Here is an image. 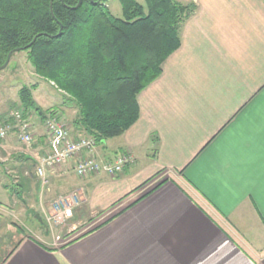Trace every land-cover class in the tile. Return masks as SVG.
Here are the masks:
<instances>
[{
  "label": "crops",
  "instance_id": "0c3cea01",
  "mask_svg": "<svg viewBox=\"0 0 264 264\" xmlns=\"http://www.w3.org/2000/svg\"><path fill=\"white\" fill-rule=\"evenodd\" d=\"M180 1L195 11L138 94L139 118L96 145L102 158L134 155L118 176L80 177L75 158L37 175L50 145L34 111L31 145L16 127L0 139V264H264V0ZM61 106L72 134L88 135L76 105ZM8 180L26 182V198L8 194ZM76 189L77 224L128 202L71 242L36 231L27 211L47 224L52 202Z\"/></svg>",
  "mask_w": 264,
  "mask_h": 264
},
{
  "label": "trees",
  "instance_id": "16d2710c",
  "mask_svg": "<svg viewBox=\"0 0 264 264\" xmlns=\"http://www.w3.org/2000/svg\"><path fill=\"white\" fill-rule=\"evenodd\" d=\"M106 1L0 0V66L11 50H26L35 72L76 105V123L97 144L137 121L138 94L180 47L181 26L195 11L180 0H145L146 9L120 0L124 16L118 17ZM36 87L20 88V106L24 117L34 111L45 120L56 108L37 103Z\"/></svg>",
  "mask_w": 264,
  "mask_h": 264
},
{
  "label": "built area",
  "instance_id": "2783aa9c",
  "mask_svg": "<svg viewBox=\"0 0 264 264\" xmlns=\"http://www.w3.org/2000/svg\"><path fill=\"white\" fill-rule=\"evenodd\" d=\"M50 150L39 158L37 175L44 178L47 168L62 165L75 158L74 169L78 176L87 177L99 172H106L111 176L124 171L125 166L134 161V155L121 152L112 158H102L96 155V140L92 136L73 135L68 125L56 114L48 113L44 120ZM31 123L24 117L23 110L12 109L0 120V139H5L13 128H17V138L21 143L31 145L33 134ZM83 201L78 190L71 191L58 197L51 204V211L47 220H54L55 224L64 222L74 215L75 207Z\"/></svg>",
  "mask_w": 264,
  "mask_h": 264
},
{
  "label": "rangeland",
  "instance_id": "374dc122",
  "mask_svg": "<svg viewBox=\"0 0 264 264\" xmlns=\"http://www.w3.org/2000/svg\"><path fill=\"white\" fill-rule=\"evenodd\" d=\"M141 4L144 5L145 9L146 1L145 0H137ZM106 4L109 6L111 12L118 17H123V7L120 0H107ZM37 84L36 89H34L33 94L37 101V103L42 108H56L61 107L64 101H67V97L60 91L55 84L40 75H38L35 70L34 66L32 65L31 61L28 58V53L26 50H17L14 52L9 64L5 67L0 69V114L1 112H6L7 114L12 109H22L20 106V97L19 91L20 88L24 84ZM53 112V111H52ZM55 114L59 116V110H55ZM62 119V118H61ZM63 120V119H62ZM20 145L22 143L19 141ZM2 173V172H1ZM33 174V173H32ZM118 173L115 176H118ZM25 179V178H24ZM31 182V181H30ZM7 183L10 185L7 188V193L10 194L12 197H25L26 198V190L28 191L29 186H25L24 183L21 185L14 184L12 180H8ZM156 184V181L151 182L144 187L139 194H142L145 190L151 188ZM79 191V189H76ZM82 195V194H81ZM83 196V195H82ZM83 202V201H82ZM128 200H125L120 205L108 210L105 212L104 215L99 216V213L96 214H89L87 219L82 224H77L76 221L72 218L66 219L64 222H61L56 226L54 220L51 219L50 221H45L47 224L43 223L39 219L32 218L30 224H37L36 231L39 233H44L46 229H52L54 233L57 232L59 229V238L58 243L66 242L67 240H71L76 236L80 235L81 233L90 230L95 225L99 224L100 222L104 221L108 216H110L115 211L119 210L125 204H127ZM82 205V203L80 204ZM24 213V212H22ZM46 218V217H45ZM35 227V226H32ZM49 227V228H48ZM39 229V230H38ZM58 230V231H59Z\"/></svg>",
  "mask_w": 264,
  "mask_h": 264
},
{
  "label": "water",
  "instance_id": "95a60500",
  "mask_svg": "<svg viewBox=\"0 0 264 264\" xmlns=\"http://www.w3.org/2000/svg\"><path fill=\"white\" fill-rule=\"evenodd\" d=\"M81 2H82V0H79L78 5H80ZM50 8H51V13L53 14V16H55V14H54V9H53V1H51ZM61 27H63V26L61 25ZM59 34H61V31L59 32ZM35 39H36V38H35ZM35 39H34V40H35ZM15 51H16V50H11V51L9 52L8 57H7V60L5 61L4 64H2V65L0 66V69L5 68V67L9 64V62H10V60H11V58H12V56H13V54H14ZM30 212L33 213V214L35 215L36 218H38L39 220H41V215H40V213L35 212V209H34V208H30V209L27 211V213H30Z\"/></svg>",
  "mask_w": 264,
  "mask_h": 264
}]
</instances>
